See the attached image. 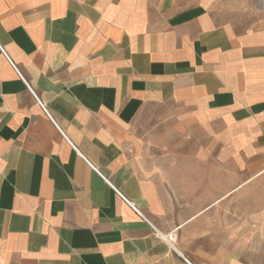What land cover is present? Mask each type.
Wrapping results in <instances>:
<instances>
[{
    "label": "crops",
    "instance_id": "obj_1",
    "mask_svg": "<svg viewBox=\"0 0 264 264\" xmlns=\"http://www.w3.org/2000/svg\"><path fill=\"white\" fill-rule=\"evenodd\" d=\"M0 48V264H247L186 246L247 229L264 0H0Z\"/></svg>",
    "mask_w": 264,
    "mask_h": 264
},
{
    "label": "rangeland",
    "instance_id": "obj_2",
    "mask_svg": "<svg viewBox=\"0 0 264 264\" xmlns=\"http://www.w3.org/2000/svg\"><path fill=\"white\" fill-rule=\"evenodd\" d=\"M238 194L239 198L225 201V204L226 208L235 211V215L239 211V216L226 217L225 220L226 224L246 227V231L228 234L199 232L197 242H188V251L207 253L209 258L232 253L247 264H264V174L241 185Z\"/></svg>",
    "mask_w": 264,
    "mask_h": 264
},
{
    "label": "built area",
    "instance_id": "obj_3",
    "mask_svg": "<svg viewBox=\"0 0 264 264\" xmlns=\"http://www.w3.org/2000/svg\"><path fill=\"white\" fill-rule=\"evenodd\" d=\"M0 50H1V48H0ZM2 51V50H1ZM133 208V207H132ZM135 210V209H134ZM138 214H140L137 210H135ZM164 238V240H166V241H172V238L169 236V235H167V236H164L163 237Z\"/></svg>",
    "mask_w": 264,
    "mask_h": 264
}]
</instances>
